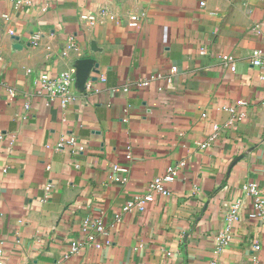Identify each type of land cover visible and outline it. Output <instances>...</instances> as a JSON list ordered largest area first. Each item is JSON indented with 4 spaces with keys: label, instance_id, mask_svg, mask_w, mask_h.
I'll list each match as a JSON object with an SVG mask.
<instances>
[{
    "label": "crops",
    "instance_id": "obj_1",
    "mask_svg": "<svg viewBox=\"0 0 264 264\" xmlns=\"http://www.w3.org/2000/svg\"><path fill=\"white\" fill-rule=\"evenodd\" d=\"M17 1L0 0L5 264H264V218L250 217L244 189L257 183L264 198V0ZM84 58L99 68L70 105L40 88L42 73ZM70 137L79 144L56 147ZM183 161L169 195L116 220ZM115 164L130 166L127 183L112 178ZM86 219L109 234L94 229L66 258L87 239Z\"/></svg>",
    "mask_w": 264,
    "mask_h": 264
},
{
    "label": "built area",
    "instance_id": "obj_2",
    "mask_svg": "<svg viewBox=\"0 0 264 264\" xmlns=\"http://www.w3.org/2000/svg\"><path fill=\"white\" fill-rule=\"evenodd\" d=\"M31 3V0H18L17 4ZM82 18L90 21V23H94L96 21L95 16L93 15H82ZM138 16L132 17V26L138 25ZM259 52L255 51V65H261L262 61L259 59ZM226 59H231V57L225 56ZM76 73L77 68L74 67L70 70L64 71L58 75H51L47 72H44L40 75L38 83L40 88L47 92L48 95L54 98H61L62 104L64 107L70 105L76 98L77 94L74 90L76 84ZM13 92V90H11ZM240 104L243 106L247 105L246 101H241ZM27 107L29 105L27 104ZM245 118V113L242 112L238 116L239 120ZM216 131L219 130V127L215 125ZM65 144H69L71 146H77L79 144L78 139L76 137H70L65 141H60L57 144V148L63 147ZM210 145V142L207 141L201 144L202 148H206ZM79 149L83 150L82 146H78ZM132 153H128L127 159L132 160ZM186 166V162H180L177 165L169 166L166 172L160 176L155 177L148 185L145 193L136 195L133 199L129 200L122 208L120 213L116 216V220L121 222L123 219L124 213L131 212L136 209H145L148 202L153 201L157 195L167 196L170 194V190L168 185L176 180V178L180 175L181 170ZM51 166L48 165L47 169H50ZM130 175V166H121L119 164H115L112 167V178L119 183H127L129 181ZM51 188V184L47 186V190L49 191ZM244 189L247 194L253 197V207L250 211V217L256 219L264 218V198L262 195V191L257 183L249 182L244 185ZM240 209V202L237 201L231 205L228 220L236 221L238 220ZM84 233L87 234V239L84 241H74L71 243L69 253H67L66 258L70 256V254L78 253L85 245L91 243L95 239L94 233L92 231L95 229L100 233L105 235L109 234L108 229L104 225L101 219H98L96 223L86 219L83 223L82 227ZM218 244L219 248H222L229 244L231 240V235L229 233V228L220 232L218 236ZM2 250H0V264H5V261L1 258Z\"/></svg>",
    "mask_w": 264,
    "mask_h": 264
},
{
    "label": "water",
    "instance_id": "obj_3",
    "mask_svg": "<svg viewBox=\"0 0 264 264\" xmlns=\"http://www.w3.org/2000/svg\"><path fill=\"white\" fill-rule=\"evenodd\" d=\"M95 68L97 70L99 68V64L95 63L92 58H84L79 61L76 65L77 73H76V84L79 87H84L88 73L91 68Z\"/></svg>",
    "mask_w": 264,
    "mask_h": 264
}]
</instances>
